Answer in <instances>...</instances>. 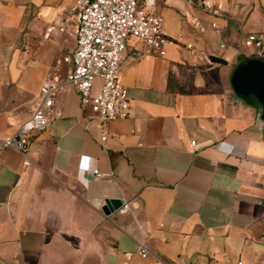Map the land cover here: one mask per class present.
Instances as JSON below:
<instances>
[{
    "label": "crops",
    "instance_id": "1",
    "mask_svg": "<svg viewBox=\"0 0 264 264\" xmlns=\"http://www.w3.org/2000/svg\"><path fill=\"white\" fill-rule=\"evenodd\" d=\"M212 1L220 18L160 0L177 42L164 56L127 40L119 73L127 118L99 124L66 86L25 154L0 152V264H264V122L230 83L239 56L256 58L244 40L264 36V0ZM73 6L0 0V140L29 118L46 73L64 75L73 21L43 35ZM107 200L129 211L106 214ZM138 244L151 254L141 257Z\"/></svg>",
    "mask_w": 264,
    "mask_h": 264
},
{
    "label": "built area",
    "instance_id": "2",
    "mask_svg": "<svg viewBox=\"0 0 264 264\" xmlns=\"http://www.w3.org/2000/svg\"><path fill=\"white\" fill-rule=\"evenodd\" d=\"M183 1L214 18L221 17L212 0ZM159 2L160 0H74L72 14L56 25L48 26L43 35L48 39L53 32L62 33L67 23L73 21L75 49L62 59L68 67L62 77L52 71L46 73L31 115L9 137L0 140V152L11 150L25 154L31 138L50 125L55 96L66 86L76 90L81 107L95 113L99 124L127 118L130 103L127 90L119 80L121 57L127 40L131 37L139 39L144 44L146 53L156 56H164L166 48L177 43L164 30L163 17L157 9ZM189 24L200 33L205 31L197 18H191ZM210 27L216 30V22H211ZM244 44L256 50L257 59L264 60L263 34L248 33ZM223 47L220 44V48ZM184 48L195 54L191 44H185ZM97 79L100 80L99 89L97 93H93ZM105 139L106 134H103L101 140ZM24 164L28 165V161ZM81 169L83 173L87 172L95 177L104 176L97 169ZM115 210L119 215H124L129 211V204L123 202ZM138 253L143 258L151 254L143 244H138Z\"/></svg>",
    "mask_w": 264,
    "mask_h": 264
},
{
    "label": "water",
    "instance_id": "3",
    "mask_svg": "<svg viewBox=\"0 0 264 264\" xmlns=\"http://www.w3.org/2000/svg\"><path fill=\"white\" fill-rule=\"evenodd\" d=\"M230 83L234 92L242 97L252 96L261 108L260 119L264 122V60L249 59L236 68ZM121 205L118 200H107L103 211L109 214Z\"/></svg>",
    "mask_w": 264,
    "mask_h": 264
},
{
    "label": "trees",
    "instance_id": "4",
    "mask_svg": "<svg viewBox=\"0 0 264 264\" xmlns=\"http://www.w3.org/2000/svg\"><path fill=\"white\" fill-rule=\"evenodd\" d=\"M210 59H211L212 61H214V62L225 63V60L222 59V58H219V57L211 56ZM249 59H254V58H251V57H249V56H248V57H247V56H239V57H238V62H237V64L234 66L232 72H233L236 68H238L239 66H241L244 62H246L247 60H249ZM231 88H232V86H231ZM238 96H239V95H238ZM239 97H241V98H243V99H245V100L250 101V103H251L253 106H255V107H257V108H260V105H259L258 101H257L255 98H253L252 96H247V97L239 96Z\"/></svg>",
    "mask_w": 264,
    "mask_h": 264
}]
</instances>
